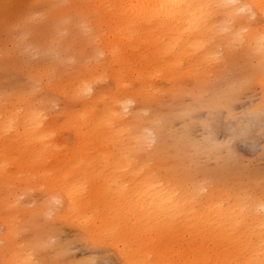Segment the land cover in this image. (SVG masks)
Instances as JSON below:
<instances>
[{
	"label": "bare ground",
	"instance_id": "6f19581e",
	"mask_svg": "<svg viewBox=\"0 0 264 264\" xmlns=\"http://www.w3.org/2000/svg\"><path fill=\"white\" fill-rule=\"evenodd\" d=\"M86 1L103 28L106 57L97 67L114 89L96 90L100 75L90 73L63 92L80 103L65 119L48 121L34 108L0 117V190L38 189L33 216L53 213L86 242L112 248L123 264H264V193L193 182L183 171L184 154L199 145H184L187 132L172 135L170 124L143 119L138 107L127 116L131 101L155 97L158 79L167 83L158 91L172 95L183 91L185 73L193 87L201 85L218 38L242 42L264 69V0ZM256 79L264 96V73ZM232 95L208 103L210 120L222 109L234 116ZM63 131L69 138H58ZM167 147L171 159L151 163ZM10 200L0 202L14 215ZM4 225V264H36L30 249L12 240L18 224L7 218Z\"/></svg>",
	"mask_w": 264,
	"mask_h": 264
},
{
	"label": "rangeland",
	"instance_id": "374dc122",
	"mask_svg": "<svg viewBox=\"0 0 264 264\" xmlns=\"http://www.w3.org/2000/svg\"><path fill=\"white\" fill-rule=\"evenodd\" d=\"M95 19L86 0H0V117L13 112L24 115L34 108L48 121L65 119L68 111L80 109V103L63 92L90 73L100 75L92 85L96 90L114 89L109 74L97 67L106 54L99 35L103 28ZM228 44L220 38L215 42L209 74L201 85L193 87L192 78L185 73L183 91L172 95L158 91L167 85L158 79V94L144 104L131 101L127 116L138 107L143 119L170 124L172 135L187 132L184 145H199H191L184 154L183 171L193 182L233 184L251 197L260 196L264 193V96L256 76L264 69L257 55L244 52L242 42ZM231 92L228 106L234 116L228 117L222 109L218 119L210 120L208 103L218 96L228 98ZM94 95L92 89L87 93L90 98ZM193 105L196 110L189 111ZM238 128H243L244 137ZM68 135L63 131L58 138ZM172 139L169 136L167 141ZM150 144L148 149L154 141ZM171 153L172 148L167 147L151 163L171 159ZM21 186L0 190V201L11 199L15 206L11 215L0 202V264H4L6 251L7 242L1 237L7 218L18 224V234L12 240L17 247L30 249L36 264H123L112 248L86 242L74 225L55 221L53 213L33 216L41 193L34 187L27 193ZM54 204L58 206V202ZM35 243L40 247L33 248Z\"/></svg>",
	"mask_w": 264,
	"mask_h": 264
}]
</instances>
